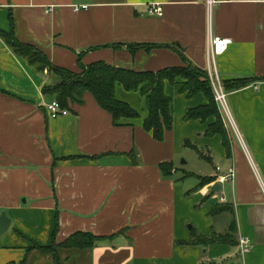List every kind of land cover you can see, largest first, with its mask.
<instances>
[{"label":"crops","instance_id":"1","mask_svg":"<svg viewBox=\"0 0 264 264\" xmlns=\"http://www.w3.org/2000/svg\"><path fill=\"white\" fill-rule=\"evenodd\" d=\"M152 3L162 4L163 16L148 12ZM213 24L215 35L231 40L215 59L221 79H251L228 96L245 147L228 130V145L220 134L207 135L214 117L186 121L188 110L208 101L181 92V83L166 84L174 123L163 141L143 127L141 92L122 84L116 97L138 110V119L114 123L89 92L84 103H71L70 114L51 118L45 105L55 96L42 88L55 76L0 36V213L11 219L0 235V264H264V0H220ZM12 28L73 71L83 51L84 64L157 71L187 58L208 68L206 0H0V29ZM186 147L212 168L195 170L186 160L179 166ZM164 162L174 163L170 175ZM233 167L234 180L220 181ZM191 177L198 183H187ZM199 177L215 180L201 186ZM225 205L229 210L215 212ZM233 223L234 244L195 242ZM79 231L100 240L59 246L56 257L33 247ZM244 236L252 248L241 254Z\"/></svg>","mask_w":264,"mask_h":264},{"label":"trees","instance_id":"2","mask_svg":"<svg viewBox=\"0 0 264 264\" xmlns=\"http://www.w3.org/2000/svg\"><path fill=\"white\" fill-rule=\"evenodd\" d=\"M0 36L5 39L13 51L27 59L28 62L39 71L48 70L55 76V81L43 86L44 94H52L59 101L63 108L70 111L71 103H84V96L91 93L99 105L109 111L114 123L121 124L125 120H134L141 117L138 110L134 109L128 102L116 97L115 88L117 84H122L127 90L140 91L145 98V109L147 116L143 121L145 130L151 132L158 141L165 139L166 133L173 128L174 117L172 113L173 98L166 92V84L181 83V92L188 96L203 93L207 103L188 110L184 119L207 120L214 117L216 120L207 129V135L220 134L224 143L228 145V131L221 120L218 110L212 83L206 69L195 66L187 58L184 66H173L159 69L157 71H136L125 67L116 66L103 60H98L90 64L81 61L82 54H79L80 71H73L65 67L54 65L48 56L38 47L21 42L15 35L14 29L7 32L0 29ZM155 46V45H154ZM251 82L249 78H242L235 81H224L227 91L243 88ZM173 162H164L161 169L165 175H170L174 169ZM188 176H193L189 173ZM200 184L211 183L213 177H199ZM218 212L229 210L228 206L215 207ZM235 224L231 225L229 232L225 234L213 233L211 237L196 235L195 242L200 244L232 243L235 241ZM56 231L54 232V236ZM100 237L91 232L79 231L69 236L64 242L57 243L55 238L50 246L33 247L51 252L57 256L59 246L63 247H91L94 246ZM239 243V241H238Z\"/></svg>","mask_w":264,"mask_h":264},{"label":"built area","instance_id":"3","mask_svg":"<svg viewBox=\"0 0 264 264\" xmlns=\"http://www.w3.org/2000/svg\"><path fill=\"white\" fill-rule=\"evenodd\" d=\"M220 0H206L207 6V31H208V41H207V58H208V76L212 83L215 101L220 112V115L224 121L226 129L230 134L235 136L237 140L245 147V141L241 135V132L236 124L234 116L229 106V91L226 90L224 86V81L221 79L217 69L215 68V59L218 55L224 53L231 42L228 38H223L217 36L213 33V22L216 6ZM148 12L152 15L163 16L164 8L160 3H152L148 7ZM46 109L49 112L51 118H58L60 116H65L70 114L68 108H63L59 101L54 98L46 105ZM220 169V167H218ZM236 171L233 168L229 169L228 174L223 175L219 178L220 181L234 180ZM240 253L244 254L252 248V241L249 237H242L239 240Z\"/></svg>","mask_w":264,"mask_h":264},{"label":"rangeland","instance_id":"4","mask_svg":"<svg viewBox=\"0 0 264 264\" xmlns=\"http://www.w3.org/2000/svg\"><path fill=\"white\" fill-rule=\"evenodd\" d=\"M221 120L223 121L222 117H221ZM224 123V121H223ZM225 126V124H224ZM186 160L188 162V165L189 167L191 168H195V170L199 167V168H202L204 166L203 163H205L207 165V167L209 168H212V164L204 161H200L198 159V152H196L194 149L192 148H188L186 147L184 150H183V153L180 155V158L177 157V162H180L178 163L179 166H183L181 163ZM180 174L179 175H182V171H179ZM187 183L189 184H196L198 183V179L194 178V177H191V178H188L187 180Z\"/></svg>","mask_w":264,"mask_h":264},{"label":"water","instance_id":"5","mask_svg":"<svg viewBox=\"0 0 264 264\" xmlns=\"http://www.w3.org/2000/svg\"><path fill=\"white\" fill-rule=\"evenodd\" d=\"M217 187H221L219 182L215 183L212 192L217 191ZM10 224H11V219L8 217L7 213L5 211L0 213V235L5 233L9 229Z\"/></svg>","mask_w":264,"mask_h":264}]
</instances>
